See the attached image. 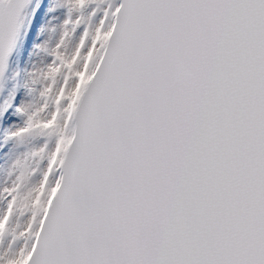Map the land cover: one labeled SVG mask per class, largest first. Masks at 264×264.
Wrapping results in <instances>:
<instances>
[{
	"label": "snow or ice",
	"instance_id": "snow-or-ice-1",
	"mask_svg": "<svg viewBox=\"0 0 264 264\" xmlns=\"http://www.w3.org/2000/svg\"><path fill=\"white\" fill-rule=\"evenodd\" d=\"M0 264H264V0H0Z\"/></svg>",
	"mask_w": 264,
	"mask_h": 264
}]
</instances>
